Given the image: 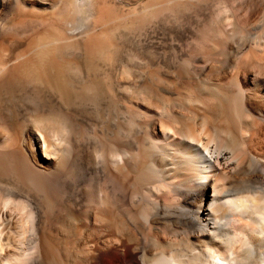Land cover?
<instances>
[{"label": "bare ground", "instance_id": "bare-ground-1", "mask_svg": "<svg viewBox=\"0 0 264 264\" xmlns=\"http://www.w3.org/2000/svg\"><path fill=\"white\" fill-rule=\"evenodd\" d=\"M184 1L0 0V173L18 178L0 174V264L58 262L50 214H85L98 264H264V36L183 52L228 35L241 0ZM132 92L140 114L116 116Z\"/></svg>", "mask_w": 264, "mask_h": 264}, {"label": "rangeland", "instance_id": "rangeland-1", "mask_svg": "<svg viewBox=\"0 0 264 264\" xmlns=\"http://www.w3.org/2000/svg\"><path fill=\"white\" fill-rule=\"evenodd\" d=\"M183 4H185V1L184 0H180ZM194 2H198L199 0H192ZM239 1V0H238ZM250 0H241L238 2V5L235 6L234 3H224L223 4H230L229 6L230 7H234L233 11L235 10V12L237 11V16H238V24L234 27H231L229 28L227 23L223 22V21H226V18H224V20H222L223 17H226L225 15H222V13L224 12H221L219 10V15L221 14L222 15V18H221V15L219 16V20H218V23L224 27L225 29L228 30L229 34L228 35H224L223 33L222 36L220 37V35H218L217 33L218 32H215V33H211L212 35L209 37H207V40H206V37L204 38V41L201 42L206 44L202 47V43H200V41H198L197 39H199V37H193L192 39L189 38V37H184L183 38V52H199V50L201 49V51H207V52H263L259 49L258 47V42L260 41V39L264 36V0H251L253 2H249ZM258 1V2H257ZM261 1V2H260ZM242 2H244L242 4ZM257 2V3H256ZM257 4V6H259V15H257L258 17L255 18L254 21H248L247 19L243 20V16L245 15V9L248 5L250 4ZM261 3V5H259ZM239 5H243L241 6V8L239 7ZM227 6V5H225ZM244 10V11H243ZM243 11V12H242ZM183 20L184 18L186 19L188 17V13L187 11L185 10V12L183 11ZM244 13V15H243ZM223 14H226V13H223ZM240 14V15H239ZM242 15V16H241ZM76 18H79V17H76ZM240 18V19H239ZM85 19V20H84ZM220 19H221V23H220ZM242 19V20H241ZM81 20V21H80ZM241 20V21H240ZM79 23L81 25H84L87 21V19L85 17H82V18H79ZM240 23V24H239ZM226 25V27H225ZM240 25V26H239ZM238 26V27H237ZM147 25L146 23L144 25H138L136 27H134L133 29H131L129 31V33L127 34V39L128 41L130 42L129 44L131 45L130 46V50H131V53H132V57L130 59V65L134 66L132 67L134 70H143L145 69L147 66H148V62L144 59H147L146 57V53H144V51L146 52H149L148 50H145L143 45H142V40L144 39L145 35H146V32H147V29L146 28ZM237 27V29H235ZM233 28V29H232ZM254 33H252L251 31ZM236 31V32H235ZM240 33H239V32ZM250 31V32H249ZM133 33V34H132ZM234 35H233V34ZM236 33V34H235ZM23 34H25V31H23ZM217 34V35H216ZM216 35V36H215ZM231 35V36H230ZM238 35V36H237ZM130 36H133V37H130ZM139 36V37H138ZM218 36V37H217ZM260 36V37H259ZM262 36V37H261ZM216 39L215 40V43H214V40L213 41H209L211 39ZM130 39H134L133 40V45H132V40H129ZM137 39V43L136 45L134 46L135 44V40ZM188 38V39H186ZM233 38V39H232ZM264 38V37H263ZM139 39V40H138ZM141 40V42H139ZM191 40V41H190ZM217 40H220V41H223V42H220L218 41L220 44H216ZM230 40V41H229ZM254 40V41H253ZM262 40V39H261ZM187 41L191 42V43H187ZM198 41V42H196ZM208 41V42H206ZM257 41V43H256ZM139 42V43H138ZM194 42L196 43H200V45L198 44H195ZM217 42V43H218ZM194 43V44H193ZM222 43L224 44L222 46ZM229 43V44H228ZM232 43V44H231ZM256 43V44H255ZM138 44V46H137ZM190 44L192 45V47L190 46ZM189 45V46H188ZM257 45V46H256ZM134 46V47H133ZM137 46V47H136ZM185 46V47H184ZM196 46V47H195ZM232 46V47H231ZM252 46V47H251ZM255 46V47H254ZM136 47V48H135ZM140 47V48H138ZM143 47V48H142ZM198 47L200 49H198ZM246 47V48H245ZM257 47V48H256ZM133 48H135V50H133ZM203 48H206L203 49ZM239 48V49H238ZM251 48V50H250ZM229 49V50H228ZM190 50V51H189ZM214 50V51H213ZM255 50V51H254ZM257 50V51H256ZM133 51V52H132ZM138 51V52H137ZM200 51V52H201ZM143 52V53H142ZM136 53V55L134 54ZM138 53V54H137ZM145 54V56L142 54ZM134 54V55H133ZM138 55V56H137ZM141 55V56H140ZM139 60V61H138ZM140 62V63H139ZM142 62V63H141ZM130 95V102H126V103H122L117 109L116 111V116H119V115H122V113H124L125 111V106L126 107H130L131 108V111L136 114V115H139L137 112H139V109L142 108L141 104H142V101L140 98V95L135 93V92H132L129 94ZM137 101V102H136ZM135 103V104H134ZM140 103V104H139ZM136 105V106H135ZM135 106V107H133ZM134 108V109H133ZM121 112V113H120ZM89 136V135H88ZM91 136V137H90ZM89 136V139L90 141H93V136L92 134H90ZM97 156H96V153L93 154V158L91 160V167L89 170H87L86 172V176H91V174L93 175L94 174V162L96 160ZM93 162V163H92ZM8 165V164H7ZM5 164V166H3L1 168V175L4 179H6L7 181L10 180L12 182H17L18 181V178L16 177V173H15V170L10 167V166H7ZM9 168V169H7ZM4 172V173H3ZM12 179H11V178ZM19 217V219L21 220L19 222V225H18V231L23 229L24 227L22 226L23 225V222L24 220L26 219V216L24 214H15ZM51 217H54L56 216L55 218H53V220L51 219V227H52V232L54 234H56L58 236V238L60 239V242L61 240H63L61 242L62 244V250L60 253V259H58V262L57 260L55 262H52V263H49V264H98L96 263L95 261H90V258H91V254L89 253V251H87L88 249L83 245L82 243V237L83 236H87L89 235V233H91V231H89V229H86V228H82L81 227V230L80 232H78L77 230V227L80 226L81 223H83L85 221L84 219V215H69V214H50ZM81 217V218H80ZM60 218V220H59ZM85 229V230H84ZM78 232V233H77ZM67 236V237H66ZM71 237V238H70ZM67 238V240H66ZM69 238V239H68ZM72 239V240H71ZM72 245V246H70ZM67 247V248H66ZM69 247V248H68ZM65 253V254H64ZM88 254V255H87ZM88 257V258H86ZM63 258V259H62ZM60 260V261H59ZM62 260V261H61ZM88 260V261H87ZM108 262H112V260H109Z\"/></svg>", "mask_w": 264, "mask_h": 264}]
</instances>
